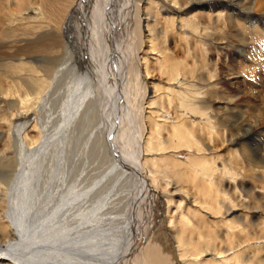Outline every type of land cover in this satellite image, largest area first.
<instances>
[{
  "label": "bare ground",
  "instance_id": "bare-ground-1",
  "mask_svg": "<svg viewBox=\"0 0 264 264\" xmlns=\"http://www.w3.org/2000/svg\"><path fill=\"white\" fill-rule=\"evenodd\" d=\"M39 1L41 7L33 10L36 0L30 1L33 4L30 9L22 0L19 5L22 12L8 14L11 24L3 21L9 30H14L11 32H15L13 21L16 18L23 20L20 28L23 31L21 40L25 44L23 48L16 47L15 43L21 42L20 38L0 43V61L17 74L7 75L6 87L2 86L0 80V114L5 112V119L0 120V166L3 167L0 168V264H78V259L85 254H90L83 258L85 264H93V257L97 255L92 252L94 244L91 239H81L75 226L83 218L78 209L72 210L68 206V203L74 202L75 198L71 197L77 191L68 187L71 182H67L61 174L41 175V164L36 167L34 163L38 160L36 155L41 153L36 154V141L39 139L33 140L28 117L33 115L35 102L51 83L52 67L34 64L31 53L53 49L67 42L63 36L60 42L57 37L51 36L30 40L35 32L32 29L34 20L31 25L34 17L51 12L50 6L56 15L60 11L55 0ZM135 2L137 8L134 6L131 9L128 1L127 12L136 23L144 26L142 45L145 49L142 48V53L145 58L141 57L144 60L140 63L145 70L147 88L150 93L153 88L154 94L147 107L149 110H146L144 150H136L135 157L136 151L130 149L131 154L123 159L115 144V161L119 167L125 169L127 166L138 174L139 189L143 186L146 192L155 193L159 198L163 195L153 188L157 173H161L166 180L173 177L185 187L186 194L173 191L181 201L177 200L176 204L172 202L169 209L174 206L177 209L174 212H181V215L177 222L171 220L168 230L174 248L180 251L183 264H264V109L251 104L253 108L250 112L242 109L234 97L221 98L219 90L212 84L213 75L210 78L204 74V69L210 67L209 62H214L212 59L216 54L229 53L241 57V65L245 66L246 72L256 66L264 70V0ZM69 6L68 19L80 12L78 5ZM114 23H107L108 28L104 33L107 38L117 33V30L113 31ZM85 28L87 35L92 31L95 38L103 35L97 27L92 30L87 23ZM49 39L52 47L48 46ZM104 42L103 38L100 46ZM111 43L109 41L108 44L112 46ZM103 47L100 49L101 55L105 52ZM149 55L152 57L148 59ZM203 55L209 57V61L208 58L202 60ZM108 56L113 65L114 55ZM108 64L112 66L107 60V67ZM153 66L168 78L161 92L157 91L160 89L159 83L151 79ZM24 68L28 71L26 76L20 73ZM233 75L235 81L242 78V74ZM195 78H199V83L204 81L207 86L211 85L201 97L191 91ZM194 90H197L195 84ZM162 99L176 107H173L175 115L160 111L157 103H162ZM100 101L105 108L109 98L105 99V95H102ZM102 118L108 133L112 121L105 113ZM20 119L24 122L21 123ZM20 123L23 125L21 131L16 129ZM219 143L222 145L218 146ZM222 147L225 152L220 149ZM182 148L192 155L181 158ZM128 157H134L135 161L130 162ZM27 159H30V164L24 163ZM144 167L149 168L152 178L143 171ZM187 185H191L195 192L190 191ZM184 197L188 205L187 213L182 204ZM75 211L80 220L76 219ZM91 216L88 215L87 219ZM68 226L74 231L71 232ZM126 229L127 224L123 227V230ZM127 230L129 233L132 227ZM68 231L72 237H68ZM123 243L127 244L125 235L109 252L105 251V256L102 253L98 255L104 258L100 259L101 264L122 260L126 255ZM56 249L60 250L59 255L49 256ZM66 250H70L69 259H66Z\"/></svg>",
  "mask_w": 264,
  "mask_h": 264
},
{
  "label": "rangeland",
  "instance_id": "rangeland-1",
  "mask_svg": "<svg viewBox=\"0 0 264 264\" xmlns=\"http://www.w3.org/2000/svg\"><path fill=\"white\" fill-rule=\"evenodd\" d=\"M30 1L24 0V4L30 6L29 9L33 6ZM55 1H57V6L60 9L57 15L52 12L50 6L49 10L51 12L46 11L38 17H34L31 22V25L34 24L32 29L35 32L30 40L51 36L52 38L57 37L60 42V38L63 36L65 42L67 41L65 45L53 48L55 50H36L31 53V56H34L35 59L34 64L52 67L51 83L42 97L37 100L38 103L35 102L33 115L28 117L31 124V135L34 136L33 140L34 138L35 140L39 139V141H36V147H33L36 148V151L38 150L36 154L41 153V155H36L38 160H35L37 163L34 161L35 166L41 164V175L47 173L61 174L66 177L67 182H71L68 187L77 191V194L75 193L71 197L75 198L74 202L68 203V206L72 210L78 209L80 216L83 218L82 220L75 211L76 219H81L78 222L81 225L78 223L75 225L78 228V236L85 241L91 239L94 244L92 252L97 255L94 254L96 257H93V264H101L100 259L104 258L98 255L102 253L105 256V251L109 252L117 245L122 235H125L127 239V244L123 243L126 255L122 260L120 259V261L113 264H161L162 261H166L165 264H183V260L179 257L180 251L174 248V242L171 240L168 230L171 220L177 222L178 216L181 215V212H177L179 215L175 213L177 209L174 206L169 209L172 202L176 204L177 200L181 201L179 196H174L173 191L186 194L185 187L173 177L166 180L163 179L161 173H157L153 188L163 195L162 198H159L155 193L146 192L143 186L139 189L138 174L133 173L127 166L125 169L119 167L115 161L117 157H114L116 156L114 149L117 151L116 145L118 146V153L122 154L123 159L131 154L130 149L135 151H141L142 149L143 151L145 148L144 133L146 129L144 126L149 110L147 107L154 92H152L153 88H151V93L147 88V80L144 78L145 70L140 63L145 58L144 53H142V48L145 49L142 45L144 26L139 22L136 23L135 19L130 18L127 12L129 0ZM135 1L137 0H130L131 9L134 6L137 8ZM39 2V0H36L37 4H34L33 10L40 6ZM21 3L22 0L18 2L15 0L10 2L0 0V17L2 18L0 43L8 40H18L19 38L21 40L23 31L20 26H22L23 20L16 18L13 21L16 26L14 28L18 30H15V32H11L14 30H9V27H6L3 23L4 21L11 24L8 20V14H11V12L14 14L22 12V8L19 6ZM70 4L78 5L80 12L78 11L77 14L68 19L67 11ZM85 21L89 28L91 27L94 30L97 27L99 33L103 32V35L100 38H95V32L93 31L92 34L88 32L87 35ZM113 22H115L113 28L115 30L113 31L116 32L117 30V33L107 38V35L104 34L106 28H108L107 23ZM103 38L105 42L102 46H104L105 52L101 55L100 49L102 46L100 44ZM48 41L50 42L48 46L52 47V41L50 39ZM109 41H112V46L108 44ZM24 44L25 41L23 40L15 43L16 47L20 48H23ZM107 54L114 55L113 65L111 57L109 58ZM151 55L153 56V54ZM151 55L148 56V59L152 57ZM206 58L209 61V57L204 55L201 57L202 60ZM107 60L112 66L109 64L108 67L106 66ZM212 60L214 62H209L210 67L202 69H204L206 76L213 75L212 84L216 90H219L218 93L221 98L234 97L242 109H248L250 112H252V105L262 106L264 109L263 69H258L256 66L249 68L247 72L244 71L245 66L241 65L243 60L238 54H216ZM190 61L193 63L191 58ZM0 63H2L0 65V80L2 86L6 87L7 75L14 74L15 76L17 74L11 68L5 67L3 62L0 61ZM105 66L107 69H105ZM55 68L56 70H54ZM152 68L151 75L153 77L151 79L159 83L160 89L158 87L159 90L157 91L161 92V87L166 85L168 78L165 73L159 71L158 67L153 66ZM96 69H98V73ZM20 73L26 76L28 71L24 68ZM233 73L237 76L242 74V78L239 77L235 81L234 75L231 76ZM249 75L252 77H249ZM104 77L105 79L108 78L107 81ZM231 77L232 79H230ZM163 79L165 83L162 82ZM198 80L199 78L193 82L191 91L201 97L204 95L203 92L207 93L211 85L207 86L204 81L199 83ZM194 84L197 90H194ZM198 90L200 91L198 92ZM102 95L103 97L105 95V99L109 98V103H106L105 108L104 103L100 101ZM162 100V103H157L160 106L158 107L160 111H169V114L175 115L173 111L176 107L168 101ZM175 101L177 102V100ZM75 104L77 105L75 106ZM104 113L107 114L110 122L112 121L111 131L108 129V133H106L103 123L102 115ZM3 118L5 119V112L0 114V120ZM19 121L24 122L21 119ZM19 121L16 123H19ZM21 123L16 126L17 130L20 129L19 131L23 126ZM114 141L115 143H113ZM221 145L222 143L218 144V146ZM223 151L225 152L224 149ZM180 154L181 158L192 155L186 148H182ZM128 160L133 162L134 157L133 159L128 157ZM30 162V159H27L24 163L30 164ZM240 162L242 163V161ZM143 165L145 166V164ZM0 168L3 167L0 166ZM148 169V167H144L143 171L145 170L146 174L149 175L148 177H151L152 173ZM186 187L195 192L191 185ZM182 204L184 212L187 213L188 205L185 197ZM90 214L92 216L87 219ZM126 224L127 229L130 226L132 227L129 233L127 229L123 230ZM70 229L71 232L74 231L73 228ZM67 233L68 237H72V234L69 235V231ZM58 251L60 252L57 249L52 251V255L49 254V256L59 255ZM65 252L66 259H69L70 250ZM88 255L81 256L82 259H78V264H85L83 258Z\"/></svg>",
  "mask_w": 264,
  "mask_h": 264
}]
</instances>
